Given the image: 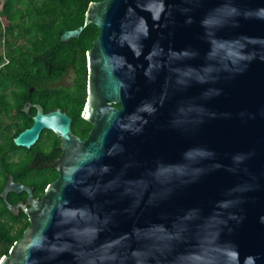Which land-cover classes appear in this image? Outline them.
<instances>
[{
  "label": "water",
  "instance_id": "obj_1",
  "mask_svg": "<svg viewBox=\"0 0 264 264\" xmlns=\"http://www.w3.org/2000/svg\"><path fill=\"white\" fill-rule=\"evenodd\" d=\"M89 25L93 129L39 107L15 138L63 155L42 200L6 185L30 226L0 264H264V0H103L61 41Z\"/></svg>",
  "mask_w": 264,
  "mask_h": 264
},
{
  "label": "trees",
  "instance_id": "obj_2",
  "mask_svg": "<svg viewBox=\"0 0 264 264\" xmlns=\"http://www.w3.org/2000/svg\"><path fill=\"white\" fill-rule=\"evenodd\" d=\"M103 0H0V44L2 42H42L55 43L56 46L43 47L39 53L24 56V60L31 62L32 59L43 68L45 73L52 76L58 67H62V72L55 74L52 78L61 80L68 74V69L74 70V84L66 87V96L77 98L79 101L74 117V128L80 129L77 133L85 139L90 127L82 132L86 126L82 118V111L86 104L87 87H88V63L87 53L91 50L93 42L99 35V30L95 25L87 26L82 35L77 39H72L69 43H63L61 36L66 31L77 30L85 25L86 12L92 3H99ZM34 50V49H33ZM33 62V61H32ZM35 62V61H34ZM34 68L22 65L7 67L0 70V89L14 88L28 91L29 86L34 84L32 81L23 79L28 73H33ZM3 75V78L1 77ZM71 105L74 101H69ZM68 106V104H67ZM120 107V106H117ZM22 104L17 105L15 109H10L9 113L16 110L24 116L16 123V126L9 127L3 135L7 141L15 147L14 139L31 123L25 122L26 114L21 112ZM89 124V123H88ZM2 128V127H1ZM1 176L4 181H0V195L3 192L7 181L8 173L2 169ZM57 176H51L45 183H52ZM43 188L36 193V197L44 195ZM25 198V197H24ZM10 204L15 203L9 198ZM0 261L3 257L8 256L13 245L19 241L25 230L30 226L28 217L24 212L19 217H15L8 209L7 204L0 196ZM3 216H8L9 222H15L16 227L4 224L1 220Z\"/></svg>",
  "mask_w": 264,
  "mask_h": 264
},
{
  "label": "flooded vegetation",
  "instance_id": "obj_3",
  "mask_svg": "<svg viewBox=\"0 0 264 264\" xmlns=\"http://www.w3.org/2000/svg\"><path fill=\"white\" fill-rule=\"evenodd\" d=\"M52 46H56V44L23 40L2 42L0 44V70L12 66L22 67V65L34 68L33 73H28V75L23 77V79L34 83L29 86L28 91L18 90L15 88L16 85L12 86L14 88L0 89V181H4L1 171L6 169L8 177L4 189L10 179H13L15 184H22L31 189L36 200H42L44 197V195L36 197V193L43 188L44 183L51 176H57V178L52 183L44 186V193L59 178L57 164L63 155V142L53 132L45 130L40 134L36 144L30 149L17 147L16 145L13 147L3 135L7 132L6 129L16 126V123L24 116L20 113L18 114L16 110L9 113V110L15 109L17 105L22 104L21 112L25 113L24 110L29 107V112L25 113V122L31 123L29 128L34 124V118L38 113L39 107L43 109L44 114L60 110L72 119L73 135L83 141L88 139L93 129L90 123H86V126L82 128V132L86 130L87 126L90 129L87 137L83 139L77 134L81 132L80 129L76 130L74 128V117L72 114L76 113L79 101L77 98H69L70 95L67 97L65 92L66 87L74 84V70L72 68L68 69V74L65 78L55 80L52 77L62 72V67H58V70L54 71V74L50 76V74L44 72L36 60L32 59L33 62L24 60V56L28 57L40 52V50L36 49ZM1 77L3 78L2 74ZM72 100L74 103L71 105L69 101ZM9 198L13 199L15 203L10 204ZM27 199L28 194L25 192L21 194L11 193L8 196V203L11 206L19 204L28 206ZM7 209L9 210L8 205ZM0 210L4 211L2 207H0ZM21 213L22 210L19 211L18 215L14 216L19 217ZM1 221L9 226H17L14 221L9 222L8 216H3Z\"/></svg>",
  "mask_w": 264,
  "mask_h": 264
}]
</instances>
